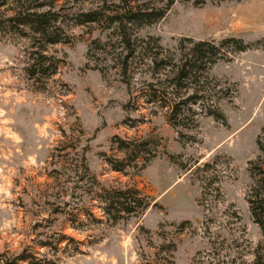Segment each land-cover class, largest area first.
Returning a JSON list of instances; mask_svg holds the SVG:
<instances>
[{
    "label": "rangeland",
    "instance_id": "rangeland-1",
    "mask_svg": "<svg viewBox=\"0 0 264 264\" xmlns=\"http://www.w3.org/2000/svg\"><path fill=\"white\" fill-rule=\"evenodd\" d=\"M127 1L145 8L167 0L0 6V264L23 249L37 250L38 264H255L264 234L248 194L264 167L255 142L264 126V0H173L151 23L110 20L123 18ZM41 4L57 11L66 38L42 51L40 39L8 20ZM89 10L99 19L76 24ZM230 35L247 46L219 45L196 71L185 93L200 95L191 111L183 103L174 118L158 97L147 101L151 88L166 103L184 95L169 82L174 66L164 62L187 49L190 42L179 38L217 44ZM39 53L48 57L45 69ZM113 134L153 136L156 152L136 174L111 170L102 153L118 154ZM81 152L102 185H134L150 204L140 214L106 215L92 196L95 182L75 169Z\"/></svg>",
    "mask_w": 264,
    "mask_h": 264
},
{
    "label": "trees",
    "instance_id": "trees-1",
    "mask_svg": "<svg viewBox=\"0 0 264 264\" xmlns=\"http://www.w3.org/2000/svg\"><path fill=\"white\" fill-rule=\"evenodd\" d=\"M10 0H0V6L5 4ZM18 1L19 0H11ZM202 0H193L194 4L201 2ZM173 0H167L161 7H139L132 6L127 1V8L123 13V18L114 15L110 17V20H118L121 25L123 20L126 19L130 22H138L139 24L151 23L163 17L165 11L172 4ZM41 5H28L22 9H17V11L9 16L8 20L11 24L16 26L21 34H30L34 39L41 40L40 51L45 50V46L48 43H56L60 41H65L64 30L61 24L56 23L58 18V13L55 9L38 8ZM38 6V7H37ZM118 18V19H117ZM76 24H80L86 21H94L99 19V11H84L75 16ZM29 31V33H28ZM187 40L189 45L187 49L178 56V58L173 62L171 59H166L164 62H169L174 66V71L169 79V82L173 86L174 90L180 89L184 93L178 94L177 99L170 103H166L165 99L160 94H156L157 91L153 88L147 91V101L156 100V97L160 100V105L166 106L169 104L174 118L180 111V107L185 103V108L191 111L188 104L196 103L200 95L197 94L195 90L190 91L185 95L189 88V83L196 81V71L204 66L206 61H210L211 56H213L218 49L219 45L231 44L233 50H243L247 43H245L240 36L230 35L223 37L219 40L217 44L213 43L211 40L206 39H192L191 37L183 36L179 38V41ZM38 43V42H37ZM39 64L42 69H45L44 60L48 57L44 53H39ZM155 60V59H154ZM57 58L50 60V72H53L57 67ZM157 62V61H156ZM158 62L163 63V59H158ZM35 66H30L29 70L32 72ZM162 98V99H160ZM209 114L215 115L217 118H222V111L219 108L207 109ZM173 126L181 124L177 121H171ZM110 142L112 148L118 154L104 155V159L108 168L114 171H119L124 174L138 173L152 156L156 152V141L153 136H132V137H121L117 134H113L110 137ZM256 146L258 150L264 154V126L261 127L259 133L255 138ZM76 165L81 167L83 172L88 175L90 181L97 185V188L93 190L92 196H95L99 201H102L104 205L102 210L108 216L113 219L121 218L123 216L140 214L142 211L150 204L147 196L142 194L140 190L134 186H104L96 178L94 174L89 172L85 156L83 152L79 153L77 157ZM75 168V169H79ZM254 182L250 188L248 194V205L249 211L253 221L260 227L264 234V167H257L255 173ZM82 178V177H81ZM92 190V189H91ZM92 214L91 211H89ZM43 246H52L53 243L44 241L41 243ZM37 250L26 251V249L18 252L12 259L5 257L7 264H18L19 261H28L30 264H38L42 261L40 257H37ZM4 255V253H3ZM255 264H264V246L259 253L256 254L254 259Z\"/></svg>",
    "mask_w": 264,
    "mask_h": 264
}]
</instances>
